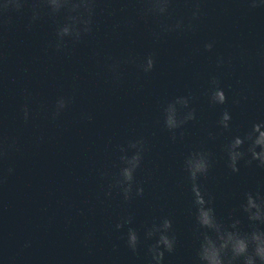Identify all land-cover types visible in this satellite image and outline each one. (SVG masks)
<instances>
[{"label": "water", "instance_id": "obj_1", "mask_svg": "<svg viewBox=\"0 0 264 264\" xmlns=\"http://www.w3.org/2000/svg\"><path fill=\"white\" fill-rule=\"evenodd\" d=\"M197 3L201 14L193 20ZM95 5L92 30L79 41L66 37L60 49L55 33L67 8L50 15L43 0H23L19 10H0V264H149L154 240L133 253L124 234L134 227L143 241L144 228L165 217L176 245L162 264H199L206 230L195 222L184 168L189 153H209V172L198 183L224 227L240 219L241 231H250L240 209L244 193L264 195V168L241 160L232 173L223 152L231 136L264 120V5L170 0L166 16L151 13L148 0ZM178 19L191 27L162 31ZM208 41L215 42L211 51L203 48ZM149 54L154 67L145 73L138 65ZM217 57L224 59L219 67ZM212 75L225 91L224 105L208 103ZM61 96L67 106L52 119ZM179 96L191 97L188 109L175 103ZM169 104L181 115L194 110L195 118L169 131ZM225 108L232 114L228 131L217 125ZM135 141L143 152L134 189L142 186L143 194L133 189L124 201L113 188L106 196L123 166L119 157H130ZM128 216L132 224L115 230Z\"/></svg>", "mask_w": 264, "mask_h": 264}, {"label": "clouds", "instance_id": "obj_2", "mask_svg": "<svg viewBox=\"0 0 264 264\" xmlns=\"http://www.w3.org/2000/svg\"><path fill=\"white\" fill-rule=\"evenodd\" d=\"M44 5L49 9L50 15L59 13L67 8L69 14L63 24L56 29L55 47L60 49L63 46L65 38L79 41L82 34L89 33L92 28V17L94 15L95 0H43ZM149 11L158 16H166L170 6V0H148ZM253 7L264 5V0H251ZM23 6V0H0V10L12 8L19 10ZM82 10V11H81ZM74 13V15H73ZM200 5L197 3L192 11L191 18L197 19L200 15ZM39 18V13L33 8L32 20ZM162 31L183 30L190 28L191 24L185 25L180 19L174 24L162 25ZM214 41L205 42L203 48L205 51H211L214 47ZM217 66L224 63L223 57H217ZM115 70V65L112 66ZM141 71L148 73L154 67V58L152 54L147 55L138 65ZM206 96L210 105H224L227 97L224 89L215 75L210 76ZM191 97L179 96L175 103L188 109ZM68 100L61 96L55 101L54 110L51 113L52 119H55L67 106ZM233 103L238 104L239 100ZM23 118H29L27 107L23 109ZM195 118L194 110L189 109L186 113L178 114L174 104H169L165 109L164 126L173 131L178 129L187 121ZM232 124V114L228 108L219 113L217 125L220 129L228 131ZM175 139V135H173ZM247 147L244 148V145ZM129 148L136 151L129 157L121 155L120 161L123 166L120 168L118 176L112 184L109 185L106 196H110L112 189L115 188L122 195L124 201H128L133 196L134 173L140 167L142 160L143 144L141 141H135L128 145ZM257 149H259L257 151ZM125 152L124 148L120 149ZM223 152L227 157V167L232 173L239 172L238 163L244 160L251 164L257 162V167L264 168V120L253 122L251 127L241 136L233 135L223 145ZM2 154V153H0ZM210 156L207 151H195L189 153L184 160V168L187 172L190 182V192L192 195V205L195 208V222L200 229H204L201 235L197 256L199 264H264V195L260 191L255 194L251 192L244 193V202L240 209L249 222L250 231H241L240 219H234L224 227L218 220L215 209L212 206L211 197L206 199V192L202 191V185L198 183V178L207 176L210 169ZM9 172L12 169H8ZM135 195L143 194V187L135 185ZM229 219H232L229 217ZM132 217H124L115 224V230L119 231L125 226L132 224ZM172 221L165 217L160 223H152L144 228L143 241L134 227H127L124 234L125 244L128 249L135 253L142 242L154 240L147 245L146 254L150 257L149 264H162L165 252H173L176 245V237L171 233ZM231 229V230H229ZM211 233L212 235H209Z\"/></svg>", "mask_w": 264, "mask_h": 264}]
</instances>
